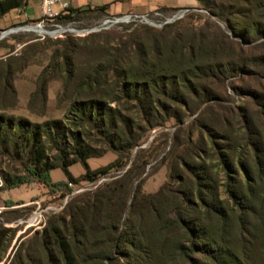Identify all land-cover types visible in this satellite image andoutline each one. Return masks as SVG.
<instances>
[{"label": "trees", "instance_id": "obj_1", "mask_svg": "<svg viewBox=\"0 0 264 264\" xmlns=\"http://www.w3.org/2000/svg\"><path fill=\"white\" fill-rule=\"evenodd\" d=\"M28 1L0 0V21ZM196 1L239 40L197 13L161 29L132 24L58 41L28 110L45 116L54 80L62 118L10 114L15 78L29 64L12 54L35 38L0 41V190L39 182L60 192L49 203L60 206L69 183L111 177L46 213L44 229L25 234L9 257L14 235L0 225V264H264V0ZM110 7L70 3L56 22L111 16ZM228 80L242 102L224 103L235 102ZM170 122L180 126L167 179L148 193L140 178L149 162L137 155L129 165L131 154ZM108 153L109 164H88ZM76 163L78 178L69 170ZM54 169L67 181L52 184Z\"/></svg>", "mask_w": 264, "mask_h": 264}, {"label": "rangeland", "instance_id": "obj_2", "mask_svg": "<svg viewBox=\"0 0 264 264\" xmlns=\"http://www.w3.org/2000/svg\"><path fill=\"white\" fill-rule=\"evenodd\" d=\"M40 0H29V5L25 11L24 8L21 12L14 11L7 15L0 21V41L8 40V43H14L12 37L19 36L26 39L34 40L30 41L29 46L16 45V51L12 54L18 56L21 59L28 61V65L25 66L15 78V87L19 95V104L17 108L10 112V114L15 116H22L34 122H42L46 119L52 118H62L64 115V110L62 105L57 100V94L60 89V83L58 81H51L49 83L48 89V105L46 109L45 116H37L32 114L28 110V103L30 95L35 91L36 80L40 75L43 68H45L51 59L52 54L56 49H62L61 42L66 37L71 35H64L62 37L48 36L44 34L31 31L19 30L22 26L28 24L25 20L26 17L34 18L38 16V4ZM71 3V2H70ZM112 3L108 14L111 16H119L124 14H144L148 15V22L137 21L133 22V27L137 25H148L155 29L163 28L168 18H172L175 15L182 14L179 19L172 21L167 24H171L178 20H182L191 14H201L203 16L210 17L213 21H216L224 31L229 34L234 40H239L234 37L232 31H230L225 24L220 22L215 17L211 16L208 10L202 8V6L196 0H74L73 4L76 6L80 5H90V6H102L104 4ZM163 8H168L169 10H163ZM177 10H170V9ZM55 10H60L59 6L55 7ZM159 13L161 15H157ZM23 14V15H22ZM22 15V16H21ZM107 16L102 18H86L81 22L77 23L79 29L91 28L94 25L99 24L101 21L106 19ZM131 23V22H130ZM127 25H132L129 23H124L122 26H115L107 31L119 30L122 31ZM17 30L16 32L9 33L2 37L5 32ZM19 30V31H18ZM106 31V30H105ZM90 35V34H88ZM86 36L72 35L75 37L77 42L80 39H84ZM2 37V38H1ZM82 44V42L80 43ZM245 48H248L244 46ZM6 51L0 48V59H6ZM233 80V79H231ZM231 80L227 81L228 93L235 98V102H224L225 104L233 105L242 102L230 86ZM213 103V102H212ZM205 105L202 107L201 110ZM35 111H40V106L37 105ZM196 113L193 116L186 118L182 126L189 125L194 118L198 116ZM180 125H175L174 122H170L167 126L157 128L147 133L146 141L137 147L131 154L129 165L134 161L137 155H141L149 163L146 165V170L140 179H143L144 190L148 193L157 191L161 185L167 179V167L165 159L169 154L172 146V139L175 131ZM116 159V156L112 153H108L100 158H92L88 160V164L92 169H97L99 167L105 166ZM128 165V166H129ZM128 168V167H127ZM126 168V169H127ZM71 174L78 178L84 173V167L80 163H76L69 168ZM117 173L113 172L112 175ZM49 178L52 184L63 183L67 181V176L62 169H54L50 172ZM111 177H102L95 183L81 181L79 186L86 188L85 191L75 194L72 198L80 196L88 191L94 190L99 185L108 182ZM30 184H22L18 187L0 190V225L11 230L8 235L12 239L11 246L7 252L6 257H9L13 253V249L19 243V240L27 233L33 234L35 231H42L45 226L41 228H27V219L31 217L36 205L34 202L38 201L43 207L50 205L49 203H56L60 192H51L44 184L38 182ZM2 182L0 180V186ZM69 192V191H68ZM59 214V213H58ZM22 221H24L22 223ZM48 221V220H47Z\"/></svg>", "mask_w": 264, "mask_h": 264}, {"label": "built area", "instance_id": "obj_3", "mask_svg": "<svg viewBox=\"0 0 264 264\" xmlns=\"http://www.w3.org/2000/svg\"><path fill=\"white\" fill-rule=\"evenodd\" d=\"M71 0H43L42 1V16L40 17V20L36 23H30L22 26V28H19V30L23 31H33L34 28H38L42 33L48 36H54V37H62L64 35H79V36H86L88 34L92 33H99L105 30H109L112 27L115 26H122L124 23L133 24V22L137 21H147L148 22V15L144 14H124L119 16H107L106 19L101 21L99 24L94 25L91 28L87 29H79L77 27V23H69V24H61L56 22L57 18L60 17L64 12H66L69 9ZM59 6L60 10L56 11L55 7ZM157 15H161L159 13H156ZM182 14L175 15L172 18H168L165 22V24L170 23L172 21H175L176 19H179ZM131 22V23H130ZM18 30V31H19ZM17 30H11L2 35L4 37L5 35L9 33L16 32ZM1 37V38H2ZM95 183V182H91ZM37 184V183H36ZM35 184V185H36ZM69 192L66 194L63 204L60 206H54L49 205L47 207H43L42 204L38 201L34 202V204L37 206L34 210L33 214L25 223H27V228H41L45 221V214L49 212H59L61 211L68 201L72 198L73 195L79 194L86 190V188L81 187L77 184H68ZM1 213V211H0ZM24 221H22L23 223Z\"/></svg>", "mask_w": 264, "mask_h": 264}, {"label": "crops", "instance_id": "obj_4", "mask_svg": "<svg viewBox=\"0 0 264 264\" xmlns=\"http://www.w3.org/2000/svg\"><path fill=\"white\" fill-rule=\"evenodd\" d=\"M42 1L43 0H40V2H39V4H38V10H39V14H38V16H35L34 18H30V17H26V19L25 20H30V21H32V20H37V19H39L41 16H42ZM73 2H74V0H71V4L73 5V7H88V6H90V5H80V6H75L74 4H73ZM109 4H112V3H109ZM28 5H29V1H28ZM105 5V4H104ZM112 6V5H111ZM91 7H97V6H91ZM27 8H28V6L25 8V11L23 12V14L26 12V10H27ZM17 12H21V11H17ZM22 14V15H23ZM21 15V16H22ZM25 15V14H24ZM0 208H1V206H0Z\"/></svg>", "mask_w": 264, "mask_h": 264}, {"label": "bare ground", "instance_id": "obj_5", "mask_svg": "<svg viewBox=\"0 0 264 264\" xmlns=\"http://www.w3.org/2000/svg\"><path fill=\"white\" fill-rule=\"evenodd\" d=\"M33 30H36L37 31V33L38 32H40V33H42L43 31H41L40 29H38V28H34Z\"/></svg>", "mask_w": 264, "mask_h": 264}, {"label": "water", "instance_id": "obj_6", "mask_svg": "<svg viewBox=\"0 0 264 264\" xmlns=\"http://www.w3.org/2000/svg\"><path fill=\"white\" fill-rule=\"evenodd\" d=\"M5 33H7V32H5ZM5 33H4V34H5Z\"/></svg>", "mask_w": 264, "mask_h": 264}]
</instances>
